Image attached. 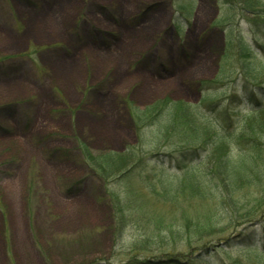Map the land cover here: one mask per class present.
Instances as JSON below:
<instances>
[{
  "label": "rangeland",
  "instance_id": "obj_1",
  "mask_svg": "<svg viewBox=\"0 0 264 264\" xmlns=\"http://www.w3.org/2000/svg\"><path fill=\"white\" fill-rule=\"evenodd\" d=\"M253 11L264 0H0V264H264ZM217 132L247 139L257 183L214 176L199 195L182 170L214 161ZM107 153L126 166L108 175Z\"/></svg>",
  "mask_w": 264,
  "mask_h": 264
},
{
  "label": "trees",
  "instance_id": "obj_2",
  "mask_svg": "<svg viewBox=\"0 0 264 264\" xmlns=\"http://www.w3.org/2000/svg\"><path fill=\"white\" fill-rule=\"evenodd\" d=\"M251 13L261 15L264 17V13L258 14L256 11H253ZM262 23H264V18L262 20ZM243 50L247 51L248 49L247 47H243ZM248 70L249 72H251L250 68H248ZM168 107L169 106L165 102L161 101L154 103L150 106H146L143 110H139V112L145 116L150 115L149 119H151L154 117H158L160 115V112L166 110ZM173 109H174L173 113L171 111H168L166 113V115L171 114V122H169L167 126H169L171 123L180 124L185 122L184 120L186 119V114H183V108L174 107ZM260 109L263 110L264 107ZM191 121L192 120L188 121L189 126L192 123ZM259 129L261 130V127H259ZM217 134L218 135H216L215 139L212 140L209 148V157H211L212 159L214 158V161L211 162V164L206 163L205 165H203V162L198 161L197 165L191 164L189 168L185 169L184 167L183 170L181 169L183 172L181 176L182 179L180 178V180L181 181L183 180V183H186L185 187L191 184L187 188L193 189L192 191L197 192L199 195L201 194L207 195L208 192L212 191L213 188L207 186L206 179L209 178V180L210 179L212 180L214 176L222 177V179H224L223 185H226L227 190L237 189L240 182L257 183L258 170L255 159L252 158V155L249 152H247L248 149L246 147L248 146V144L246 145V147H242L243 144L247 141V139L244 137H240L239 135L236 136V134H229V133L220 134L218 132ZM197 140H199V138L196 135L192 142H195ZM232 142L238 144V147L240 149L235 154V155H239L238 159L233 158L234 153H232L233 152V149L231 147ZM252 146L254 147L256 145H251V147ZM243 157L250 158L253 162L252 163L253 165L244 164V163L240 164L239 159ZM116 158L117 155H114L112 153H107L104 158H101L102 160H100V158L95 159V163H97L103 169V171L106 172L108 175H113L114 173L122 170L126 166V163H124L123 165L117 167L115 160ZM197 158L200 159L199 157ZM163 181L164 182H162V187L164 189H168V185L170 182H167V180H163ZM147 263L150 264V262L148 261Z\"/></svg>",
  "mask_w": 264,
  "mask_h": 264
}]
</instances>
